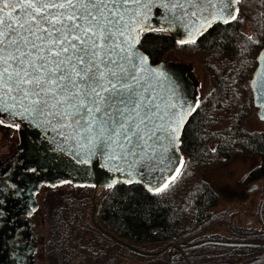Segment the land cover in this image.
<instances>
[{"label": "snow or ice", "instance_id": "obj_1", "mask_svg": "<svg viewBox=\"0 0 264 264\" xmlns=\"http://www.w3.org/2000/svg\"><path fill=\"white\" fill-rule=\"evenodd\" d=\"M235 3L0 0V124L27 122L71 143L78 163L99 156L130 178L154 181L158 169L182 163L175 145L189 109L138 38L167 25L194 40L212 21L235 19Z\"/></svg>", "mask_w": 264, "mask_h": 264}, {"label": "trees", "instance_id": "obj_2", "mask_svg": "<svg viewBox=\"0 0 264 264\" xmlns=\"http://www.w3.org/2000/svg\"><path fill=\"white\" fill-rule=\"evenodd\" d=\"M235 8L251 24L255 39L240 30L237 18L215 22L184 43L171 32L141 33L138 47L153 64L162 61L170 49L190 47L192 53L208 55L212 89L191 109L181 129L178 151L185 162L169 187L150 191L140 183L120 181L106 187L98 202L97 219L103 230L98 234L109 240L108 232L116 240H110L104 264H124L122 257L132 256L120 241L171 247L170 251L142 256V264H233L241 256H253L257 250L252 244L264 240V226L258 230L238 226L228 213L216 212L217 192L202 175L243 154L259 159L258 165L243 175V182L264 177V131L243 128L253 109L250 78L264 45V0H236ZM78 245L84 255L74 264H90L89 259L99 264L100 255L92 243L80 239ZM260 263L264 264V253L250 264Z\"/></svg>", "mask_w": 264, "mask_h": 264}, {"label": "rangeland", "instance_id": "obj_3", "mask_svg": "<svg viewBox=\"0 0 264 264\" xmlns=\"http://www.w3.org/2000/svg\"><path fill=\"white\" fill-rule=\"evenodd\" d=\"M233 15L239 20L240 30L247 37L255 39L252 26L247 18L239 13L236 8H234ZM164 31L170 32L168 28ZM205 56L208 55L203 54V52L192 53L190 47L170 49L162 56L163 62L183 69L185 75L191 80L194 88L192 108L202 103L212 89L210 71L206 64ZM3 128L0 126V153L7 154L13 144L18 142V130L16 127L9 125H4ZM243 128L245 131H264L263 120L257 116L254 106L250 114L244 119ZM180 157L182 156L180 155ZM184 158L182 157V163L175 166L171 172L172 178L170 179L168 175L155 188L159 187L164 190L176 180L182 171L185 162ZM258 163L259 159L257 157L240 154L234 156L226 164L209 168L202 174L217 192L218 204L215 207L216 212L228 213L231 221L240 226L251 221L246 228L253 226L260 228L259 219H264V177L254 182H243V175L250 168L258 165ZM176 167L179 168V171H176ZM162 185L166 186L161 187ZM253 186L255 188L251 190ZM105 191L106 188L103 186L87 188V186L83 185H73L68 180L51 185V187H41L39 196L41 212L50 214L51 210L53 212L56 211L58 217L62 219L65 210L69 212V217L72 221L69 223L70 228L66 231V235V233L63 234L62 228L57 227L60 222L53 220L54 227L60 229L55 242L58 243L60 248L63 247L64 251L68 252V257L65 258L61 257L65 256L62 253L63 251L55 253L53 260H51L53 264H69V260H72L70 264L80 262L84 252L78 248L79 239H83V241L89 239L93 249L96 252L98 251L97 253L100 255L99 264H104V260L106 262L105 258L108 255V245L111 239L107 240L103 235L99 236L94 225V222L99 225L97 219L98 202ZM65 216L66 218L68 217L66 213ZM46 220L45 226H48L51 223V217L49 218L48 214ZM218 230L224 233L223 228ZM77 232H80L81 235L77 236ZM107 235L111 234L108 233ZM119 241L117 240V242ZM120 243L125 244L132 254V256H127V258L122 257V263L124 262V264H142L140 260L142 256H151L165 250L170 251L171 248L169 245L159 243L131 244L123 241H120ZM82 245L86 246V243ZM113 254L112 252L111 256ZM89 261L91 262L90 264H93L91 259Z\"/></svg>", "mask_w": 264, "mask_h": 264}, {"label": "flooded vegetation", "instance_id": "obj_4", "mask_svg": "<svg viewBox=\"0 0 264 264\" xmlns=\"http://www.w3.org/2000/svg\"><path fill=\"white\" fill-rule=\"evenodd\" d=\"M4 125L8 124H0L2 128ZM17 130L18 142L13 144L9 153H0V264H53L51 260L57 252L63 251L65 257H68V252L55 242L60 229L54 227V221L60 222L57 227L63 229V234L68 231L69 223L72 221L69 212L64 210L68 217L66 218L64 213L62 215L64 219H61L56 211L51 210L50 214L47 213L49 218L51 217V223L48 222V226H45L47 214L41 212L40 189L68 180L58 181L59 178L80 179L85 178L86 174L80 169L79 164L75 165L79 170L78 173L74 172L73 167L64 165V161H74L52 149L47 141L38 138L39 143L36 142L37 139L30 137L27 125L20 123ZM103 174L105 176L100 178L101 183L98 185L79 181L70 182L78 186L106 188L114 183L113 178L109 183L108 179L110 180L114 175L118 176L115 171L107 169L103 171ZM254 188L255 186L251 190ZM65 219H67L66 222ZM250 223L251 221H248L242 226H249ZM258 224L264 226V219L260 218ZM94 225L96 232L103 231L95 222ZM251 229L258 230L259 227L253 226ZM78 235L81 233L77 232ZM109 236L116 240L114 236ZM87 241L91 243L89 239ZM237 245L239 243L234 246L237 247ZM252 245L257 250L253 256H241L232 263L250 264L259 260L264 253L262 251L264 240L254 242Z\"/></svg>", "mask_w": 264, "mask_h": 264}, {"label": "water", "instance_id": "obj_5", "mask_svg": "<svg viewBox=\"0 0 264 264\" xmlns=\"http://www.w3.org/2000/svg\"><path fill=\"white\" fill-rule=\"evenodd\" d=\"M236 4V3H235ZM235 4H233V9L235 8ZM154 12H156V9L153 10ZM160 13L163 12V10H159ZM153 25H156V18H153L150 21ZM215 22H224L223 20H215L211 22V25L214 24ZM210 25V26H211ZM210 26L205 25L203 28L200 29V31L198 33H193L194 37L196 38L199 33L207 30ZM163 27L168 28L167 25H163ZM170 30V32L174 35V37H176L177 39L180 40H184V41H188V40H193L189 37L188 35V31H186L183 28H168ZM141 35V34H140ZM194 38V39H195ZM140 40V36L138 38ZM138 47V44H137ZM139 48V47H138ZM139 50L145 55L146 53H144L140 48ZM148 57V56H147ZM148 64L150 66H152L153 68H159L162 72L167 73V77L168 79L165 80V87L168 86H173L176 88L177 91V102L184 104V107L188 108L189 111L186 114L185 119L183 120L180 128H179V135H178V142H179V136H180V132L182 127L184 126L186 119L189 115V113L191 112V109L193 107V94H194V88L192 86V82L191 80L185 75L184 70L177 67V66H173L170 64H167L163 61H160L158 63H151L150 59L148 57ZM264 45L263 47L260 49L257 57H256V67L253 71V74L250 78V83H249V87H250V91H251V97H252V104L253 106L256 108V114L257 116L263 120V125H264ZM185 101H187V103H185ZM23 125H27L29 128V134L30 137L34 138L36 140V142L39 143L38 138L43 139L44 141H47L49 143V146L54 149L59 151L60 153H62L64 156H66L67 158L72 159L74 162H68V161H64V165L68 166V167H73L75 170L74 172L78 173V168H76V164L80 165V169H82L85 174L86 177L85 178H80V179H75L72 177L69 178H59L58 181H61L62 179H68L69 181H79V182H84V183H91L94 185H98L99 183H101L100 178L104 177L105 174H103V171L105 169L107 170H113L115 171L117 175L111 176L110 180L108 179V183L109 181L112 180V178L114 180H112L114 183L120 181V182H128L129 179H131V182H135V183H140L142 185H144L146 188L150 189V188H155L158 184L162 183V181L173 171V169L175 168V166L173 167H169L168 169H166L165 171L161 172L159 171V169L154 173V177L155 180L152 182H149L148 178L145 177L144 179H141L140 177H134V178H130L127 174L126 171H117L115 167L111 166L108 164L107 161H105L103 158L99 157V156H94L92 158H90L88 160V162L86 163H78L77 159L75 158L76 156V149L72 147L71 143L68 144H63L61 142V138L56 136L55 133H45L43 130L38 129L36 127H33L32 125L28 124L27 122H20ZM178 142L175 145V155L176 157H180L179 151H178ZM63 149V150H61ZM81 159H83V157H81ZM81 165H83L81 167ZM103 175V176H102ZM107 182V180H106ZM230 245H236L234 243H230Z\"/></svg>", "mask_w": 264, "mask_h": 264}]
</instances>
